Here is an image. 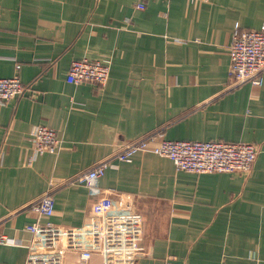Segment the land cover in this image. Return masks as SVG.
<instances>
[{
	"label": "crops",
	"instance_id": "obj_1",
	"mask_svg": "<svg viewBox=\"0 0 264 264\" xmlns=\"http://www.w3.org/2000/svg\"><path fill=\"white\" fill-rule=\"evenodd\" d=\"M263 23L264 0H0V77L18 75L27 89L0 104V234L10 237L0 264H25L26 226L38 218L81 225L93 199L70 177L151 130L261 148L250 173L182 171L141 150L112 161L100 184L114 198L136 196L137 264L171 254L184 264H264V82L224 90L236 24ZM82 57H110L109 83L69 82ZM34 124L55 128L61 146L30 161ZM52 187L51 217L22 208ZM66 261L78 263L73 253Z\"/></svg>",
	"mask_w": 264,
	"mask_h": 264
},
{
	"label": "built area",
	"instance_id": "obj_2",
	"mask_svg": "<svg viewBox=\"0 0 264 264\" xmlns=\"http://www.w3.org/2000/svg\"><path fill=\"white\" fill-rule=\"evenodd\" d=\"M144 8L143 3L136 5ZM229 47L231 63L229 82L225 91L244 85H262L264 82V23L259 29H241L236 24ZM112 60L75 59L72 61L67 79L71 83L82 82L105 86L110 80ZM20 67V64L17 65ZM26 86L18 75L0 77V104H5L26 92ZM160 138L159 144L152 143ZM33 155L30 161L44 152H57L61 138L55 128L34 124L30 132ZM261 146L255 142H228L224 140H174L165 138L162 130L150 132L122 142L118 147L73 175L70 181L87 187L93 199L90 211L83 223L64 227L54 222L37 221L27 224L31 233L25 243V264H67L69 254L76 255L77 264H137L144 250L143 217L135 209V194L122 192L112 197L101 187L102 175L114 160L131 162L138 150L149 151L173 160L176 169L198 174L225 172L250 173ZM55 195L53 187L46 189L22 206L38 217H51L54 213ZM10 237L0 234V245ZM165 264H184L171 254Z\"/></svg>",
	"mask_w": 264,
	"mask_h": 264
}]
</instances>
